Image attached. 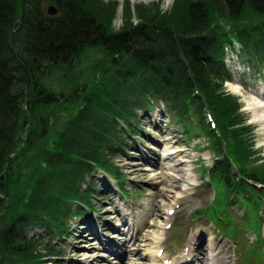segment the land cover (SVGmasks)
Masks as SVG:
<instances>
[{
  "label": "trees",
  "instance_id": "16d2710c",
  "mask_svg": "<svg viewBox=\"0 0 264 264\" xmlns=\"http://www.w3.org/2000/svg\"><path fill=\"white\" fill-rule=\"evenodd\" d=\"M53 1L59 8L55 16L46 13L44 0H0V192L4 193V178H10L15 160L31 152L28 145L39 146L42 138V150L35 157L38 174L60 169L70 182L61 188L66 195L60 194L58 200L53 199L54 193L47 200V189L41 191L42 210L34 198L24 212H17L15 221L0 231L2 245L22 251L21 242L30 227H50L49 202L62 204L61 215L53 216L57 223L64 219L60 216L66 218L71 212L70 204L62 203L65 199L90 203L92 193L81 191V182L104 164L114 171L109 155L121 150L126 140L119 122L124 120L133 132L139 126H134L135 112L160 99L167 101L186 134L188 126L194 131V119L197 129L211 135V144L217 142L221 159L212 170V180L219 199L241 192L252 196V200L242 197L249 206L264 203V192L258 193L245 180L264 184V167L250 166L252 144L245 138L250 129L237 98L219 90L224 75L217 67L230 35L243 44L247 56H264V0H174L162 13L158 2H141L135 4L140 19L136 22L127 0L125 27L117 33L111 26L118 15V2ZM93 46L115 52V68L105 67L100 77L93 74L81 82L88 90L85 94L74 82L70 99L61 102L65 95L42 80L51 69L74 62L85 48ZM59 102L67 114L57 125H48L46 120L44 127L40 120L44 108ZM208 110L220 135L206 118ZM30 122L25 145L11 156ZM232 164L239 167L242 181H234ZM5 204L0 196V211ZM81 212L78 206L76 213ZM34 256L33 264H37L40 256Z\"/></svg>",
  "mask_w": 264,
  "mask_h": 264
},
{
  "label": "rangeland",
  "instance_id": "374dc122",
  "mask_svg": "<svg viewBox=\"0 0 264 264\" xmlns=\"http://www.w3.org/2000/svg\"><path fill=\"white\" fill-rule=\"evenodd\" d=\"M116 1L118 2V15L113 20L112 29L117 31L123 30L125 27L126 16L124 12L128 9L127 0H102ZM156 0H128L132 21H139V16L135 10V3L149 4ZM173 0H159L161 13L164 9H168L171 6ZM52 4V3H51ZM153 4V3H152ZM151 4V5H152ZM99 8V7H98ZM124 10V12H123ZM98 11H101L100 9ZM129 13V14H130ZM102 14V13H101ZM102 16V15H101ZM103 22V20H100ZM227 30L230 29L227 25ZM236 42L227 45V51L225 50L224 58L219 60L218 69L229 73L233 71L235 76L230 74L229 81L222 84L219 90L225 95H231L237 98V102L240 104L239 112L242 113L244 118H247V125L250 131L247 138L250 140L252 160L250 166L264 167V144L260 143V127L253 121V112L246 108V102L244 96L231 89L230 84L238 83L242 87V91L246 96L255 95L259 93V88L264 85V56L253 55L252 56H239L241 52V45H236ZM250 62L251 73H245L244 71L240 75L244 79L239 81L236 78L237 69L239 68L238 62ZM118 59L115 56V52L112 53L106 50L105 46H93L85 48L74 62L53 68L46 74L43 83L59 92L64 94L65 97L60 101L63 102L66 98L70 99L71 90L74 87V82L78 85V89L81 94H85L88 90H84V86L81 87V82L92 77L93 74L100 77L101 70L105 67L115 68ZM228 71H227V70ZM248 70V69H246ZM257 72V73H256ZM105 73V72H104ZM232 76V77H231ZM238 76V75H237ZM260 79L261 82L256 81ZM218 82V81H216ZM226 85V86H225ZM261 85V86H260ZM62 90V91H61ZM78 92V90L73 89ZM80 94V95H81ZM157 102H155V105ZM63 105L57 103L48 108H44V115L40 118L44 127H47V121L49 124L57 125L61 119L67 114V111L63 109ZM157 108L147 110L141 114L139 137L136 140L130 138L129 134L125 132L124 138L127 142L124 144V148L118 150L117 153L109 157L110 165L114 169V172H122L125 177L120 176L123 179V183H119L114 175L109 174L107 164L94 169V173H88L81 182V191H90L92 193V205L91 207L86 205L83 216H76L71 213L67 221V235L59 238L58 233L51 232L45 228L37 226L29 228L27 230V238L22 240L21 245L24 247L22 251L15 250L6 247L5 244L0 243V264H33L35 263V256L39 255V261L37 264H84L86 261V254H95L94 257H98L95 261L96 264H140L141 254L138 250L131 252L130 246L123 247L120 245V249L116 243L120 241H112L107 235L113 233L115 236L122 237L121 225L117 227L114 223L115 217L120 219L118 215L116 205L119 204L123 210H126L127 216L135 215L134 218L145 217L148 221L158 222L163 219L165 213L167 214L168 204H172L167 197L168 194H172L177 191L186 192L182 194L180 202L175 206L174 213L170 214L171 228L165 229L166 232V244L165 247L171 253L177 250V244L183 242L185 236L189 231H208L207 238L212 236L215 239V246L221 248L220 257L223 258L222 264H235V262L228 263L230 258L236 259L238 264H245L247 261H251L248 264H259L254 258L250 259L247 254L253 255L255 253L254 247L258 246L259 241H262V245L259 244V248L264 247V222L262 226V238L257 236L256 230L246 227V222H255L256 226L259 225L258 218L263 215V202L261 205H257L256 202L252 206H249L241 198H248L252 200V196L249 193L236 194L238 204L234 205V202L229 201V211L231 217H235V222L229 223L227 230L218 229L214 223L206 219L205 217L195 218L193 222L187 220L192 215L195 209H206L213 202L217 200L215 187L216 184H209L210 178L207 175V169L215 164L218 158L219 147L217 142H212L211 135H205L204 131H201L198 127V123L193 121L194 131L188 126L189 133L186 134L184 129H180L181 125L172 120L174 117L170 112V107L167 105L165 110L164 105L160 104ZM69 112V111H68ZM170 114V115H168ZM48 116L53 119L48 120ZM136 116V115H135ZM50 117V118H51ZM47 120V121H46ZM31 125V124H30ZM43 129V134L46 133V129ZM218 128V126H216ZM29 129H24L28 131ZM27 133L24 134L26 136ZM44 144L43 138L39 140V146H31V152L23 154V157H19L15 160L13 168L9 171L10 178H4V193L2 197L6 200V205L0 212V226L1 228H7L15 221L14 215L17 212H24L25 207L35 198L36 203L41 210L44 207L45 201L41 198L38 199V194L41 191L45 192L47 189V200H49L53 194V199L61 198V195H66V192H62L67 183L70 182L69 177L63 175L58 170H46L48 174H38L36 155L42 150L40 146ZM171 145L173 148L185 149V153L193 155L190 166V176L192 180L181 177L172 176L168 171L160 177H153L148 170L150 166L148 162L154 163L159 161L162 163V156L166 145ZM106 146V145H105ZM116 147V146H113ZM112 147V148H113ZM135 149V150H134ZM146 160V162L144 161ZM34 161V162H33ZM165 161V160H164ZM105 166V167H104ZM210 169V168H209ZM239 167L232 164V173L234 175V181H242L240 174L238 173ZM158 178V179H157ZM39 181H42L39 185ZM254 182V181H253ZM46 183V184H45ZM48 184V186H47ZM233 184V183H232ZM119 185H123V189L128 193L125 195L121 192ZM255 186L259 192L264 191V185L251 184ZM259 185V186H258ZM173 190V192H171ZM59 192V193H58ZM52 193V194H51ZM33 196V197H32ZM27 199L29 202H27ZM65 199L62 201L63 205L70 204L72 211H75L78 205L83 204L81 200L68 201ZM228 202H226L227 205ZM56 204V206H55ZM231 204H233L231 206ZM50 207V214L47 218L49 223L53 225L52 220H55L53 216L57 215L62 210V204L49 202L47 206ZM59 206V207H57ZM61 206V209H59ZM84 206V205H83ZM259 206V210H258ZM116 208V209H115ZM150 208L152 211L150 213ZM38 211H40L38 209ZM201 212V211H200ZM61 213V212H60ZM150 213V214H149ZM229 213V212H228ZM253 216V218H252ZM63 218V216H60ZM233 219V218H232ZM121 223V220L120 222ZM60 224V222H59ZM59 224L55 226L56 229H63V225ZM83 227V228H82ZM104 231L100 232L99 228ZM232 228L235 229L232 230ZM1 229V230H2ZM226 231L235 233V237H239L241 242H232L224 234ZM112 234V235H113ZM12 238V236H11ZM63 238V239H62ZM51 241H48V240ZM111 240V241H110ZM238 240V239H237ZM109 242L112 249L117 248L126 253V257L122 259L120 263H115V259L112 256V251L107 249L102 243ZM251 244V245H249ZM247 247V248H246ZM57 248V249H56ZM257 248H255L256 250ZM209 250V249H208ZM205 250V254L208 253ZM249 251L250 253H247ZM49 255V256H47ZM102 255V256H101ZM259 257V252H256ZM202 256L200 255V258ZM32 259V260H30ZM45 259V260H44ZM250 259V260H249ZM25 260V261H24ZM38 260V257H37ZM117 260V259H116ZM198 263V262H196ZM143 264V262H142Z\"/></svg>",
  "mask_w": 264,
  "mask_h": 264
},
{
  "label": "bare ground",
  "instance_id": "6f19581e",
  "mask_svg": "<svg viewBox=\"0 0 264 264\" xmlns=\"http://www.w3.org/2000/svg\"><path fill=\"white\" fill-rule=\"evenodd\" d=\"M230 86L234 92H237L240 95L244 96L243 98L246 102V108L249 111L253 112L252 115L253 121L257 123L260 127V134H261L260 143L264 144V85L262 84L260 94L259 93L257 94L258 96H256V94L251 96H246L242 91L241 86L238 83H232L230 84ZM163 153L164 154H163L162 163H160L159 161H155L154 163L148 162L149 163L148 165L150 166L148 170L150 171L153 177H160L161 174L163 175L165 172L168 171L172 176H181L190 180L193 179L192 176H190V166H189V164L192 161L193 155L188 153L186 154L185 149L173 148L169 144L166 145ZM144 161L146 162V160ZM171 192H173V190ZM185 192L186 190L177 191L167 195V197L172 202V204L170 205L168 204L167 212L170 209H173L174 205L179 203V201L182 198V194H184ZM149 211L151 213L152 208H150ZM166 216H168V214L165 213L164 218L158 222L140 221L136 234L135 232H133V236L130 242H132V244L134 245L132 249H137L141 254L142 256L141 263L142 262L144 264H158V262L160 263L157 253L154 254V251L158 252L161 249V239L164 234V230L162 229V227L163 224L164 225L167 224V221L163 223ZM94 255L95 254H91V255L86 254V256L91 257V259L86 261L84 260V264H95V261L98 259V257H94ZM186 255L188 258L189 255H191V252L186 253ZM217 255L218 253H216V250L212 248V250L209 252V256L204 257L200 264H220L221 259L218 258ZM179 258L185 259V256L181 255Z\"/></svg>",
  "mask_w": 264,
  "mask_h": 264
},
{
  "label": "water",
  "instance_id": "95a60500",
  "mask_svg": "<svg viewBox=\"0 0 264 264\" xmlns=\"http://www.w3.org/2000/svg\"><path fill=\"white\" fill-rule=\"evenodd\" d=\"M56 11H57V9L54 7H50V9H49V13H51V14H54Z\"/></svg>",
  "mask_w": 264,
  "mask_h": 264
}]
</instances>
